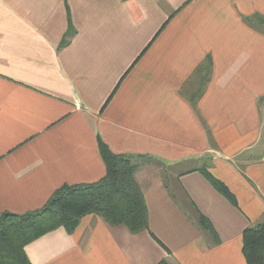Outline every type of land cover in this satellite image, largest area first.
I'll list each match as a JSON object with an SVG mask.
<instances>
[{
    "label": "crops",
    "instance_id": "0c3cea01",
    "mask_svg": "<svg viewBox=\"0 0 264 264\" xmlns=\"http://www.w3.org/2000/svg\"><path fill=\"white\" fill-rule=\"evenodd\" d=\"M98 140L139 165L147 230L87 215L28 244L30 264H246L242 233L264 226V0H0V215L100 180Z\"/></svg>",
    "mask_w": 264,
    "mask_h": 264
},
{
    "label": "trees",
    "instance_id": "16d2710c",
    "mask_svg": "<svg viewBox=\"0 0 264 264\" xmlns=\"http://www.w3.org/2000/svg\"><path fill=\"white\" fill-rule=\"evenodd\" d=\"M68 31L70 36V23ZM98 146L105 164V174L100 180L88 184L63 185L53 192L40 209L22 214L4 212L0 215V264H30L25 254L28 244L58 228L71 233L81 218L87 215L97 216L113 227L124 226L130 233L147 230V208L134 178L139 165L123 155L112 154L100 140ZM200 173L231 205L237 206L234 196L222 182L205 170ZM198 223L217 243L209 221L199 215ZM241 241L245 263L264 264V226L246 228Z\"/></svg>",
    "mask_w": 264,
    "mask_h": 264
},
{
    "label": "rangeland",
    "instance_id": "374dc122",
    "mask_svg": "<svg viewBox=\"0 0 264 264\" xmlns=\"http://www.w3.org/2000/svg\"><path fill=\"white\" fill-rule=\"evenodd\" d=\"M192 166H193V167H196V166H198V165H197V163H194V164H192Z\"/></svg>",
    "mask_w": 264,
    "mask_h": 264
}]
</instances>
